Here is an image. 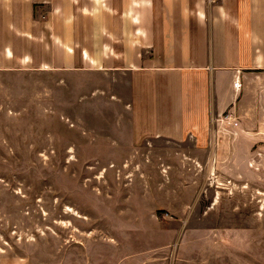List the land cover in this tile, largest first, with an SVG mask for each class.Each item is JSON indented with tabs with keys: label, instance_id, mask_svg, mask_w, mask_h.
Wrapping results in <instances>:
<instances>
[{
	"label": "crops",
	"instance_id": "obj_1",
	"mask_svg": "<svg viewBox=\"0 0 264 264\" xmlns=\"http://www.w3.org/2000/svg\"><path fill=\"white\" fill-rule=\"evenodd\" d=\"M0 83H36L39 119L113 159L165 141L243 167L264 139V0H0ZM82 248L77 264L131 257Z\"/></svg>",
	"mask_w": 264,
	"mask_h": 264
},
{
	"label": "rangeland",
	"instance_id": "obj_2",
	"mask_svg": "<svg viewBox=\"0 0 264 264\" xmlns=\"http://www.w3.org/2000/svg\"><path fill=\"white\" fill-rule=\"evenodd\" d=\"M36 101V83H0V264H77L96 238L125 264H264V139L243 167L165 141L113 159Z\"/></svg>",
	"mask_w": 264,
	"mask_h": 264
},
{
	"label": "built area",
	"instance_id": "obj_3",
	"mask_svg": "<svg viewBox=\"0 0 264 264\" xmlns=\"http://www.w3.org/2000/svg\"><path fill=\"white\" fill-rule=\"evenodd\" d=\"M236 86H239V84L236 83ZM229 116H230V114L225 115V117H229Z\"/></svg>",
	"mask_w": 264,
	"mask_h": 264
}]
</instances>
